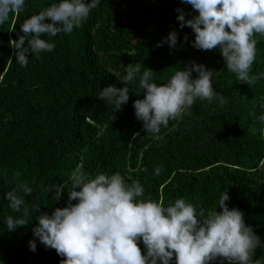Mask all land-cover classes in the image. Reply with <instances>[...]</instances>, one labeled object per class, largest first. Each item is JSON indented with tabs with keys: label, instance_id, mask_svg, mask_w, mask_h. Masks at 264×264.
Here are the masks:
<instances>
[{
	"label": "trees",
	"instance_id": "16d2710c",
	"mask_svg": "<svg viewBox=\"0 0 264 264\" xmlns=\"http://www.w3.org/2000/svg\"><path fill=\"white\" fill-rule=\"evenodd\" d=\"M52 2L26 0L24 10L0 26V264H60L65 259L40 242L33 227L42 212L67 206L71 175L80 163L92 176L119 172L128 182L140 180L144 197L165 206L183 197L206 212L221 211L218 201L227 190L228 206L242 210L246 224L264 240V121L259 119L264 77L252 85L240 82L226 69L219 46L193 47L195 33L190 26L180 27L176 9H183L186 19L198 11L183 0H100L80 28L58 34L52 51L30 54L28 66L21 67L11 40L18 39L25 19ZM173 30L176 47L161 45ZM256 38L252 74L259 76L264 73V36ZM193 61L214 70V88L227 102L221 106L197 99L182 118L161 129L160 140L146 133L135 115L133 102L144 95L138 80L128 85L129 100L120 110L98 96L108 84L125 86L119 77L130 63H139L141 72L153 70V80L166 83ZM18 181L33 188L25 197L27 206L39 208L29 224L10 231L6 217L22 213L9 207L6 192ZM61 184L63 194L54 199L52 186ZM32 239L35 251L29 248ZM139 246L144 253L142 241ZM255 252L253 259L264 264V249Z\"/></svg>",
	"mask_w": 264,
	"mask_h": 264
},
{
	"label": "clouds",
	"instance_id": "9594fccd",
	"mask_svg": "<svg viewBox=\"0 0 264 264\" xmlns=\"http://www.w3.org/2000/svg\"><path fill=\"white\" fill-rule=\"evenodd\" d=\"M183 2L198 11L197 15L186 19L183 9H176L180 27L190 26L195 33L191 41L193 47L212 50L219 46L226 69L240 82L252 85L264 77V73L252 74L257 56L256 36H264V0ZM99 4L100 0H53L25 19L18 39L11 40L16 50L15 62L27 67L30 54L39 57L43 51H52L53 38L80 28ZM25 6L26 0H0V26L12 13L22 12ZM177 40L178 33L173 30L161 45L168 43L174 48ZM125 71L126 74L119 77L125 86L108 84L98 96L120 110L129 100L128 85L138 80L144 95L133 102L135 115L155 140L162 139L161 129L167 128L170 120L182 118L197 99L209 103L216 100L221 106L227 102L214 88V70L202 63L193 61L191 67H180L166 83L155 82L154 71L149 68L141 72L139 63L128 64ZM193 72L197 73L195 77ZM259 99L264 107V97ZM259 119L264 121V114ZM159 173L160 168L156 167L155 174ZM71 182L67 206L57 207L51 214L42 212L35 217L39 223L33 227V235L40 242L65 257L60 264H173V258L175 264H213L218 258L219 264L225 261L227 264H261L253 257L257 247L264 249V240L246 224L242 210L228 206L227 190L218 201L222 210L206 212L201 205L183 197L165 206L162 201L144 197L145 189L140 180L128 182L119 172L111 175L98 172L92 176L83 163L73 170ZM52 187L56 189L54 199H59L64 184ZM32 193L33 188L22 181L6 192L9 207L22 213L6 217L8 230L29 224L33 210L39 208L36 203L31 208L26 204L25 197ZM74 200L77 202L72 203ZM141 241L144 253L139 246ZM36 246L35 239L29 241L31 251H35Z\"/></svg>",
	"mask_w": 264,
	"mask_h": 264
}]
</instances>
